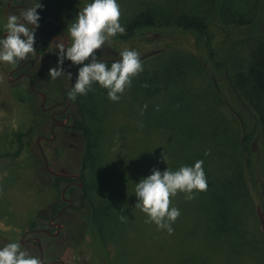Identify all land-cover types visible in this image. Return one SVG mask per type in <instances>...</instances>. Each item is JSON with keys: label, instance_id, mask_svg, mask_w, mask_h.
Segmentation results:
<instances>
[{"label": "rangeland", "instance_id": "obj_1", "mask_svg": "<svg viewBox=\"0 0 264 264\" xmlns=\"http://www.w3.org/2000/svg\"><path fill=\"white\" fill-rule=\"evenodd\" d=\"M6 1L0 0V35L5 32L7 21ZM50 2V17L57 19L59 14L66 32L65 39H61L62 34L55 32L50 23L42 32L47 48L44 60L34 67L43 71H49L43 67L46 61L56 62L57 43L70 45L68 25L91 0ZM117 3L121 26L148 5L157 18L164 14L171 19L189 14L201 17L207 22L209 44L203 46L204 40L197 41L191 34L171 25L141 29L127 41L111 38L96 53L97 58L110 67L125 48L135 50L140 54L143 71L132 80L131 87L118 102L109 101L107 90L94 83L86 95L71 101L75 123L70 138L39 141L53 172H80V156L86 141L92 145L94 155V164L82 172L85 187L71 188L64 194L65 198H72L73 203L57 221L61 224L58 235L37 236L43 262L264 264V235L244 195L234 199L217 186H213L211 192L195 193L191 201L178 193L172 198V206L179 209L180 216L172 224L174 231L169 235L165 230H158L155 224L145 223L146 215L135 208L134 194L135 184L151 175L153 169L175 171L181 166H193L198 160H203L205 175L207 172L211 178L238 177V170L226 169L229 166L226 158L231 155L229 147L224 150V145H219L217 154L212 153L208 160L205 158L204 123L215 108L206 82L213 90L223 89V82L219 81L224 80L223 76L227 80L230 73L226 70L223 74L224 70H217L215 64L223 63L221 65L226 67L238 64V55H247L257 43L264 42V1L117 0ZM42 11L47 12V8ZM163 51L185 61L184 71H178L176 75L181 73L176 78L169 73L171 91L167 94L154 89L157 79L161 80L165 72L162 59L157 58ZM187 60L195 63L192 65ZM81 66L72 67L71 74L75 78L65 86L66 94L73 87ZM10 67L13 66L0 62V152L13 153L15 134H23L19 137L22 148L17 157H0V248L16 242L22 250L38 257L34 243L25 244L26 236L21 235L31 225L34 229H48L46 221L64 205L59 194L66 181L54 180L44 171L36 139L39 135L49 136L50 121L47 114L38 111L39 101L31 97L25 81L6 82ZM62 67L65 71L62 76L67 78L68 68ZM152 70L157 79L150 89L151 94H145L140 80L142 74ZM153 71L145 76L151 77ZM44 82V91L55 93L56 81L48 76ZM66 82L61 81L63 85ZM144 105H147L146 110ZM220 111L223 118L220 134L224 141L236 140L251 129V119L248 120L244 112L242 122L229 111L222 108ZM199 121L202 124L195 125ZM66 123L70 124V120ZM85 128L86 136L82 132ZM61 132L59 130L58 136ZM250 146L256 150L253 138ZM122 214L127 217L125 221L120 220Z\"/></svg>", "mask_w": 264, "mask_h": 264}, {"label": "clouds", "instance_id": "obj_2", "mask_svg": "<svg viewBox=\"0 0 264 264\" xmlns=\"http://www.w3.org/2000/svg\"><path fill=\"white\" fill-rule=\"evenodd\" d=\"M40 8L39 0H34L31 6L20 10L19 16L7 17L5 35L0 38V62L15 67L36 54L34 34L39 28L37 9ZM120 17L117 0H91L68 25L70 45L66 47L62 42L55 45L57 66L48 71L52 80L65 75L62 67L65 60L73 66L82 65L68 92L69 101L74 102L77 96L86 95L95 83L107 90L109 101L118 102L125 90L131 87L132 80L143 71L140 54L135 50L125 48L110 67L97 58L96 53L106 42L117 34L125 33ZM67 77L71 80L72 74L69 72ZM146 109L147 105H144ZM156 111H159L158 107ZM209 154L205 152V156ZM203 163V160H198L193 166H181L175 171L153 169L151 175L135 184V208L146 215V224H155L158 230H165L169 235L173 233L172 224L179 218L180 211L172 206V198L183 193L184 199L191 201L195 199V193L207 190ZM126 219L123 214L120 216L121 221ZM0 264H42V261L22 250L19 243L12 242L0 248Z\"/></svg>", "mask_w": 264, "mask_h": 264}, {"label": "trees", "instance_id": "obj_3", "mask_svg": "<svg viewBox=\"0 0 264 264\" xmlns=\"http://www.w3.org/2000/svg\"><path fill=\"white\" fill-rule=\"evenodd\" d=\"M222 6L220 9H222ZM171 25L191 34L197 41L199 39L204 40L203 46H208L210 36L205 19L192 14L177 15L173 19L169 15L164 14L157 18L156 13H154L149 5L143 11L128 18L122 26L126 29L125 33L122 35L117 34L113 38L127 41L141 29L169 27ZM157 58L158 60L162 59V64L165 66L164 76L161 80H158L153 70L151 77L146 76L152 71L142 74L143 78L140 80V83L145 94H151L150 89H152L156 79L158 84H156L157 87L154 89L167 94L171 91V77L176 78V76L184 71L185 61L182 58L177 60L175 55L165 51L160 52ZM237 59L239 60L238 64L227 67L221 65L223 63L215 64L217 70L221 69V72L224 70L223 74H226V70L228 74L230 73L227 80L223 76L224 80L219 81L220 83L223 82V89H217L218 91L216 89L213 90L208 82H206L210 95L215 102V108H212L214 109V113L209 114L205 121L206 123H204L203 136L206 142L205 149L210 153L205 156L206 160L210 159L209 157H211L212 153L217 154V146L220 145L222 147L224 145V150L229 147L231 155H228V159L225 157L229 163L226 169L238 170V177L235 179L232 177L228 178L219 173L220 177L215 176L211 178V175H207L206 172L207 190L203 192H211L213 186H217L219 190L231 195L234 199H241L244 195L250 204V212L264 235V42L257 43L247 55L240 54ZM187 61L192 65L193 62L195 63V61ZM178 71L181 72L176 75ZM169 73H171V77ZM221 108L229 111L232 117L242 122L245 119L242 116V112H244L247 119H251V129L236 140L232 141L230 138L229 141H224L223 135L220 134L222 131L220 124H223ZM174 124L175 122H172V125ZM201 124L202 121L195 123L197 126ZM82 132L86 136V128L82 129ZM22 134L21 132L15 134V151L13 153L0 152V157L3 155L17 157L22 148V143L19 140ZM252 138L255 141L256 150H253L252 146H250ZM93 164L92 145L86 141L80 156L82 183L85 178L82 172ZM83 184L84 188L85 182ZM32 227L31 225L30 228ZM100 236L103 238L102 234Z\"/></svg>", "mask_w": 264, "mask_h": 264}, {"label": "flooded vegetation", "instance_id": "obj_4", "mask_svg": "<svg viewBox=\"0 0 264 264\" xmlns=\"http://www.w3.org/2000/svg\"><path fill=\"white\" fill-rule=\"evenodd\" d=\"M51 0H39V3L42 5V8L37 9V13L40 17V20L38 21L39 23V28L36 29L35 31V48H36V54L30 55L29 58L25 61H21L17 66L15 67H10L9 69H7V73H6V82H8L9 84H13V83H17L20 80H23L26 82V87L28 92L30 93L31 97H35L38 101V111H40L43 114H47L48 115V119L50 121V126L48 129V133L49 136L45 137L43 135H39L37 136L36 139V147L39 150L41 149L42 154H43V150L39 144L40 142H52L54 141L56 138H60L62 141L65 138H70L71 133L70 130L72 129V127L74 126L75 123V117L73 115V105L72 102L68 100L67 96L68 94H66V85L67 83H69L70 79L67 77H59L58 79H56V83L54 86H56L55 89V93H51L48 90L44 91V87L46 86V81L48 78V71H43L40 68H35L34 65L38 62H40L42 59L44 60V53L46 52V48H47V39L46 37L42 34V32H45V29L47 28V25L50 23V25L52 24L55 32H57L58 34L61 33L62 35L60 36L61 39H65L64 33L66 32V26L64 24H62V17L58 14L56 17L57 19H52L50 17V13L52 12L51 10V4L52 2H50ZM54 1V0H52ZM34 0H7L5 3V8L7 10V15H6V19L9 15H20V10L24 9L26 7H29L33 4ZM35 2H38V0H35ZM43 8H47V12H43L42 9ZM55 11V10H54ZM53 11V12H54ZM57 14V12H56ZM5 35V32H3L0 35V38H3V36ZM49 43V42H48ZM55 53H57V51H55ZM45 66L43 67H47V68H52V67H56L57 66V59L56 62H48L46 61V64H44ZM66 68H68V73L73 72L72 69V65L71 63H69L68 61H64L63 64ZM75 78V75L72 74V79L73 80ZM61 81H67L65 83V85H63L61 83ZM72 87V86H71ZM41 95L43 96V98L41 97ZM70 120V124H67L66 122ZM59 130H61V135L58 136ZM40 154V153H39ZM44 155V154H43ZM42 163L43 159L42 156L40 154ZM45 157V155H44ZM46 160V158H45ZM47 162V160H46ZM48 171L44 168V171L47 173V175L49 177H51L52 179H63L65 180V184L61 187L60 189V194L61 191L63 190V188L66 186L64 193H63V197L66 191L72 189H82L83 188V183H82V178L80 175V172H74V173H64L63 171H60L59 173L56 171H51L48 164ZM59 194V197H60ZM82 198V197H81ZM61 199V198H60ZM62 202L64 203V205L56 212V214L49 218L46 221V225L45 227L48 229H53L52 232H50V230L45 229L47 231H49L50 233H53L55 231V226H52L54 224H60L59 222H57L59 220V218L62 216L63 212L66 211L69 207H71L73 200L72 198H63L61 199ZM68 201H70V205L68 206ZM65 207L61 214L59 215V217L55 218L57 213L63 208ZM52 219V220H51ZM60 229H61V224H60ZM59 229V231H60ZM41 230H44L42 228H38V229H34V228H28L26 231H24L23 233H25V235L23 236L25 238L24 239V243H34L35 248L37 250V246L36 243L33 241H30L28 239L36 237L43 234L46 235L44 233L41 232ZM22 233V234H23ZM59 233V232H58ZM58 235V234H57ZM56 235V236H57ZM22 236V235H21ZM48 236V235H47ZM51 237V236H50ZM39 239V238H38ZM40 242V240H39ZM41 247V246H40ZM42 250V249H41ZM38 253V251H37ZM43 259V257H42ZM58 261L60 260H52L49 261L48 263H42V264H60Z\"/></svg>", "mask_w": 264, "mask_h": 264}, {"label": "water", "instance_id": "obj_5", "mask_svg": "<svg viewBox=\"0 0 264 264\" xmlns=\"http://www.w3.org/2000/svg\"><path fill=\"white\" fill-rule=\"evenodd\" d=\"M41 97L43 98V96L41 95ZM39 153L41 154V156H42V159H43V162H44V168L48 171V167H47V162H46V160H45V157H44V155L42 154V151H41V149L39 150ZM65 188H66V186L63 188V190L61 191V194H60V198L61 199H63V193H64V190H65ZM71 203H70V201H68V206L70 205ZM65 207H63L58 213H57V215H56V217L55 218H57V217H59V215L61 214V212H62V210L64 209ZM52 220V219H51ZM52 226H55V231L53 232V233H50L49 231H47V230H41V232L42 233H44V234H46V235H48V236H51V237H55L57 234H58V232H59V229H60V224H54V225H52ZM26 233V232H25ZM25 233H23L22 234V236L21 237H23L24 235H25ZM28 240H30V241H33V242H35L36 243V246H37V251H38V258L39 259H41V261H42V263H43V259H42V250H41V247H40V242H39V239L38 238H36V237H33V238H30V239H28ZM60 264H63V262L62 261H58Z\"/></svg>", "mask_w": 264, "mask_h": 264}]
</instances>
